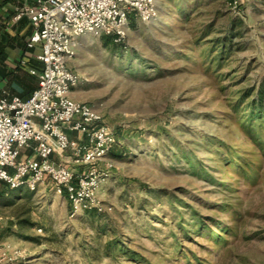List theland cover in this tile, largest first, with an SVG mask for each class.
<instances>
[{
  "label": "rangeland",
  "instance_id": "1",
  "mask_svg": "<svg viewBox=\"0 0 264 264\" xmlns=\"http://www.w3.org/2000/svg\"><path fill=\"white\" fill-rule=\"evenodd\" d=\"M156 1L121 41L79 37L75 99L118 133L101 210L74 215L50 178L8 190L16 264H264V0Z\"/></svg>",
  "mask_w": 264,
  "mask_h": 264
},
{
  "label": "built area",
  "instance_id": "2",
  "mask_svg": "<svg viewBox=\"0 0 264 264\" xmlns=\"http://www.w3.org/2000/svg\"><path fill=\"white\" fill-rule=\"evenodd\" d=\"M24 5L17 18L30 16L35 27L29 44H40L41 68H32L38 87L29 98H11L0 90V180L10 188L36 189L50 178L65 193L75 215L101 210L98 193L109 174L100 164L118 142L117 128L88 101L71 96L81 78L71 67L79 37L91 32L124 39L131 18L148 22L157 13L156 0H36ZM238 3L239 0H231ZM66 128L82 132L72 138ZM35 142L40 158H21V148ZM71 151L82 172L53 161L56 150ZM2 218L0 217V222ZM21 250L0 238V264H16Z\"/></svg>",
  "mask_w": 264,
  "mask_h": 264
},
{
  "label": "crops",
  "instance_id": "3",
  "mask_svg": "<svg viewBox=\"0 0 264 264\" xmlns=\"http://www.w3.org/2000/svg\"><path fill=\"white\" fill-rule=\"evenodd\" d=\"M24 5H37L36 0H0V90L9 98L18 95L29 98L38 87L39 77L32 72V68H41L42 62L38 55L41 52L40 44L30 45L31 36L35 27L29 15L24 14L17 18V14ZM71 65V64H70ZM71 96L76 98L74 89ZM72 138L82 139L84 134L78 130L66 128ZM21 158L39 159L35 149V142L21 148ZM56 163H63L78 172L86 169L84 163L78 162L71 151L56 149L51 155ZM49 179V178H47ZM46 179V180H47ZM3 181V180H2ZM3 182L4 196L10 188ZM44 182L40 183V186Z\"/></svg>",
  "mask_w": 264,
  "mask_h": 264
},
{
  "label": "trees",
  "instance_id": "4",
  "mask_svg": "<svg viewBox=\"0 0 264 264\" xmlns=\"http://www.w3.org/2000/svg\"><path fill=\"white\" fill-rule=\"evenodd\" d=\"M250 107H251V114L258 115L264 112V90L260 92V95L256 96L253 98L250 102ZM6 184V183H5ZM7 185V184H6ZM4 186L0 184V195L4 194ZM95 210V209H92Z\"/></svg>",
  "mask_w": 264,
  "mask_h": 264
}]
</instances>
